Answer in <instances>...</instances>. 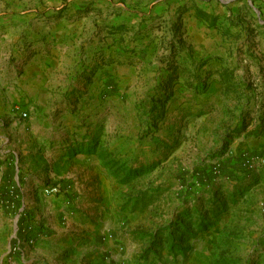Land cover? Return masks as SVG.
<instances>
[{"label":"rangeland","instance_id":"1","mask_svg":"<svg viewBox=\"0 0 264 264\" xmlns=\"http://www.w3.org/2000/svg\"><path fill=\"white\" fill-rule=\"evenodd\" d=\"M50 1L0 0L1 112L32 43L74 15L72 1ZM84 11L81 46L96 51L80 84L48 90L46 119L27 90L0 115V264H264V154L238 149L264 134V0H95ZM56 141L86 143L99 163L69 159L42 182L37 154ZM38 192L77 221L64 236L29 242Z\"/></svg>","mask_w":264,"mask_h":264},{"label":"crops","instance_id":"2","mask_svg":"<svg viewBox=\"0 0 264 264\" xmlns=\"http://www.w3.org/2000/svg\"><path fill=\"white\" fill-rule=\"evenodd\" d=\"M42 1L44 4L52 5L50 0ZM70 1H72L70 4V12L74 15L68 20H60L61 25L59 26H54L51 29L49 27L44 28V41H35L32 43V47H36V49H34V53L28 63L23 67V73L19 80L18 78H15L9 87V91L5 90V110L2 112L0 110V115L12 114L11 111L13 109V104L18 102L19 99H22L25 90H27L31 93L35 92V95L39 94L38 101L34 102V106L32 105L33 103H30V108L33 111L34 107L36 114L37 108L43 111L44 113L42 112L40 116L42 119H46L49 110L46 108L45 104H43V96L46 98L48 90L51 87H63L64 90L71 91L74 87H77L78 84H80L87 62L89 58L93 56L94 51H96L94 49L89 50L87 46H81V35L86 31L85 24H87L89 20V14L85 13L84 10L89 2H95V0ZM78 10H80L79 13H77ZM5 35L7 40H11V33L9 31H7ZM63 39L65 40L64 42L62 41ZM55 42L56 44H54ZM13 70H15V68H13ZM117 77H120V73H118L116 78ZM94 82L99 83L98 76ZM101 83L103 82L101 81ZM35 103H37V105H35ZM63 106L64 107L58 114L61 118H69L72 115V111L69 112L66 109V100H64ZM69 106H71L70 103ZM3 117H6V115ZM30 123L33 125L31 117L27 124ZM14 124H16V122H14ZM44 124L46 125L45 121ZM37 126V128L44 129L39 125ZM40 145L43 147L44 143H40ZM238 149L255 155L264 154V134L256 137H248L245 140V143L239 144ZM80 151H82V153H77ZM36 158L40 163L39 170L43 167H48V171L43 173V176H40L42 182L44 178H47L44 176L47 175L48 178L52 177L53 180H55L54 176L56 175V172L51 170H54L53 167H55L56 164L69 159L89 158L93 163H96V161L99 163L97 156H95L92 151L88 150L87 144H81L79 142L77 143V146L76 144H71V146L67 148H64V144H61L60 146L58 141H56V145L55 143L50 144L48 142L46 147L44 146L37 154ZM8 165L9 160L4 161L0 164V168L6 172ZM29 189L30 188L26 189L25 194L29 195L30 192H27ZM35 200H39L40 202L41 214L39 216L41 222L38 224L37 228L33 230L34 234L29 242L33 241L32 239L38 238V235L40 234H48L49 237H55L57 235L64 236L66 230L69 229L68 227L72 225L71 223L77 222L74 218H69L66 215V208L61 204L59 205V201L55 203L53 195L44 196L38 192ZM87 213L88 211L86 214ZM93 248V250L91 249L92 253L102 254L104 251L103 247L101 244H98V242L97 246H94Z\"/></svg>","mask_w":264,"mask_h":264},{"label":"built area","instance_id":"3","mask_svg":"<svg viewBox=\"0 0 264 264\" xmlns=\"http://www.w3.org/2000/svg\"><path fill=\"white\" fill-rule=\"evenodd\" d=\"M22 115H24V114H22ZM43 191L46 192V193H55V192L58 191V187L57 186L46 187V188L43 189Z\"/></svg>","mask_w":264,"mask_h":264},{"label":"water","instance_id":"4","mask_svg":"<svg viewBox=\"0 0 264 264\" xmlns=\"http://www.w3.org/2000/svg\"><path fill=\"white\" fill-rule=\"evenodd\" d=\"M256 10V9H255Z\"/></svg>","mask_w":264,"mask_h":264}]
</instances>
